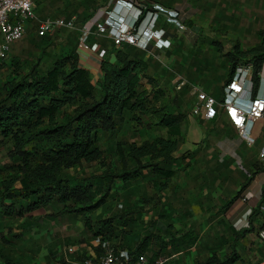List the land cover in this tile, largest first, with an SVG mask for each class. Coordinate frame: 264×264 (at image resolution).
I'll return each instance as SVG.
<instances>
[{
  "label": "crops",
  "instance_id": "1",
  "mask_svg": "<svg viewBox=\"0 0 264 264\" xmlns=\"http://www.w3.org/2000/svg\"><path fill=\"white\" fill-rule=\"evenodd\" d=\"M139 1L168 7L156 0ZM207 1L211 2L207 12L210 23L231 25L228 30L232 35H227L231 41L219 38L220 46H216L195 27L186 25L179 31L161 16L156 26L165 28L163 38L169 45L159 47L152 41L142 48L127 43L114 46L109 36L93 33L97 21H114L107 13L118 8V0H33L36 19L72 20L75 27L59 25L39 36L36 22H27L24 36L11 42L6 56L0 59L4 62L0 72L6 69L0 82L16 76L11 64L25 57L28 64L24 70L19 67V73H26L37 62L35 71L45 74L56 60L71 50L76 52L79 27L86 28L91 32L90 41L96 40L107 49L105 60L116 63L115 52L122 49L130 59L145 63L135 90L143 94L146 107H163L167 113L185 115L186 120L174 157L158 164L171 174L165 176L148 167L128 181L118 177L110 180L108 176L122 168L116 152L118 143L126 153L131 142L177 136L161 125L138 124L127 109L122 110L118 130L98 128L96 145L101 158L81 160L56 175L68 179L72 186L89 187L94 198L110 183L105 201L91 210L62 213L63 203L54 199L20 216L0 215V264H81L84 258L99 255L101 239L106 237L134 255L163 256L167 259L164 264H217L206 263L211 256L221 261L231 259L227 264H258L263 260L264 243L258 231L264 227V213L257 205L264 195V159L260 157L264 119L253 122L250 135L254 142L248 145L220 107L214 117L206 116L203 108L193 114L196 98L176 83L184 77L220 100L230 64L226 53L235 40L242 49L259 44L264 0ZM133 11L132 6L123 7L122 15L128 21ZM180 18L186 23V13ZM101 61L93 52L78 58L96 98L101 93ZM260 75L264 76V63ZM146 119L153 122L156 117L148 113ZM10 146L7 139L0 143L6 157ZM7 159L4 167L11 164ZM126 163L131 167L135 162L126 156ZM242 196L248 201H242ZM26 203L19 199L16 206ZM108 217L113 218L106 223Z\"/></svg>",
  "mask_w": 264,
  "mask_h": 264
},
{
  "label": "trees",
  "instance_id": "2",
  "mask_svg": "<svg viewBox=\"0 0 264 264\" xmlns=\"http://www.w3.org/2000/svg\"><path fill=\"white\" fill-rule=\"evenodd\" d=\"M258 34L259 44L242 49L235 43L226 53L230 61L227 78L242 60L252 62V95L257 92L264 63V28ZM115 60L116 63H112L103 59L100 63L101 93L98 98L93 94L86 70L78 66L74 50L56 60L45 74L35 71L38 64L35 62L26 73L16 70V76L4 82L0 94V143L9 141L7 156L11 164L0 168V215L20 216L54 199L63 203L62 213L91 210L104 202L110 183L94 198L89 187L72 186L68 179L57 178L56 174L81 160L100 159L102 153L96 145V131L98 128L118 130L124 109L134 113L133 119L138 124L167 127L169 134L177 138L157 137L140 144L131 142L126 153L118 143L116 152L122 168L117 173H109L110 180L115 177L133 180L148 167L165 176L171 174L170 170L160 169L158 164L174 157L180 145L178 137L183 136L185 115L167 113L163 107H146L143 94L135 90L145 63L130 59L122 49L116 50ZM3 66L0 60V68ZM148 113L156 117L154 123L146 119ZM126 156L133 158V166H127ZM19 199L26 201V206L17 207ZM112 218L108 217L105 222ZM230 261L211 256L206 263L227 264Z\"/></svg>",
  "mask_w": 264,
  "mask_h": 264
},
{
  "label": "built area",
  "instance_id": "3",
  "mask_svg": "<svg viewBox=\"0 0 264 264\" xmlns=\"http://www.w3.org/2000/svg\"><path fill=\"white\" fill-rule=\"evenodd\" d=\"M118 4L116 10L107 13V17L114 21H109L108 24L105 21H97L93 32L96 35L109 36L114 46L127 43L146 48L154 41L159 47H167L169 40L163 38L165 28L156 26V21L161 16L165 21L176 25L179 31L187 28L180 18V13L159 3L147 6L138 0H118ZM131 6L134 11L127 21L122 15V8ZM32 20L37 24L36 32L39 36L51 32L55 26L75 27L72 20L48 17L36 19L33 0H0V59L6 56L11 42L24 36L26 24ZM90 35L89 29L79 27L76 43L78 58L85 56L87 52H93L103 60L107 49L96 40L90 41ZM251 74V61L238 64L231 77L225 79L220 100L184 77H179L176 85L178 88L186 87L196 98L198 104L193 107V114L203 108L206 116L214 117L217 114V107H220L227 119L236 127L238 135L250 145L254 142V137L250 135L253 122L259 118L264 119V76L260 75L257 92L252 95ZM260 157L264 159V143L261 145ZM241 200L248 201L246 196H242ZM257 207L264 213V195ZM258 235L264 243V228L258 231ZM100 245L99 255L94 258L86 257L81 264H164L167 260L160 255L155 258H149L145 254L134 255L107 237L101 239ZM258 264H264V258Z\"/></svg>",
  "mask_w": 264,
  "mask_h": 264
},
{
  "label": "rangeland",
  "instance_id": "4",
  "mask_svg": "<svg viewBox=\"0 0 264 264\" xmlns=\"http://www.w3.org/2000/svg\"><path fill=\"white\" fill-rule=\"evenodd\" d=\"M139 1V0H138ZM144 1V0H141ZM149 1V0H146ZM160 3L165 4L166 6L170 7L171 9L176 10L180 15L186 13V23L185 25L193 26L195 27L200 34H202L206 39H211V42L214 44L220 43L218 40L219 38L229 39L232 33L228 30L231 25L223 24V23H210V15L207 14L209 12V4L211 2H208L207 0H156ZM243 3H246L245 1L248 0H241ZM140 2V1H139ZM219 7L221 6L220 2L218 1L216 3ZM212 6V5H211ZM214 6V5H213ZM209 20V21H207ZM223 36V37H222ZM231 41V40H230ZM235 43L237 41L235 40ZM216 46H218L216 44ZM16 58V57H14ZM24 60H19L18 62H14L11 64V68H13L12 72L15 73L16 70L20 69L24 70L26 69V65L28 64L26 62V57L23 58ZM15 61V60H14ZM246 60H242L241 62H245ZM6 74V69H3V72H0V78H2ZM2 81L0 82V90H2ZM1 94V92H0ZM186 147V146H185ZM6 157V152L4 149H0V165L4 167L3 164H6L9 162V159Z\"/></svg>",
  "mask_w": 264,
  "mask_h": 264
}]
</instances>
